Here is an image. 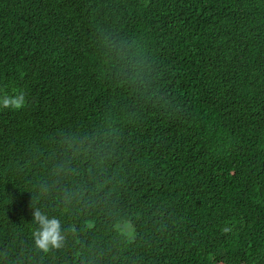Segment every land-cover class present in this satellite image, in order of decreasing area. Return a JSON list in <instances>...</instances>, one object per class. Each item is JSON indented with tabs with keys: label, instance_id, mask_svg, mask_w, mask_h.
Wrapping results in <instances>:
<instances>
[{
	"label": "trees",
	"instance_id": "trees-1",
	"mask_svg": "<svg viewBox=\"0 0 264 264\" xmlns=\"http://www.w3.org/2000/svg\"><path fill=\"white\" fill-rule=\"evenodd\" d=\"M14 89L0 264H264V0H0Z\"/></svg>",
	"mask_w": 264,
	"mask_h": 264
},
{
	"label": "clouds",
	"instance_id": "clouds-1",
	"mask_svg": "<svg viewBox=\"0 0 264 264\" xmlns=\"http://www.w3.org/2000/svg\"><path fill=\"white\" fill-rule=\"evenodd\" d=\"M26 103L27 97L23 90L14 89L13 93L4 90L0 94V107L2 108L21 109ZM34 217L39 225L34 233L36 246L44 251H48L50 247H61L65 237L62 234L60 220L55 216H49L40 209L35 210Z\"/></svg>",
	"mask_w": 264,
	"mask_h": 264
}]
</instances>
